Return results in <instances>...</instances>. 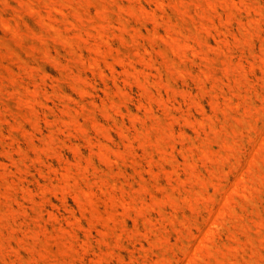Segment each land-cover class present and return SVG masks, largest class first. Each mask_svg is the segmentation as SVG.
Returning <instances> with one entry per match:
<instances>
[{
  "label": "rangeland",
  "instance_id": "obj_1",
  "mask_svg": "<svg viewBox=\"0 0 264 264\" xmlns=\"http://www.w3.org/2000/svg\"><path fill=\"white\" fill-rule=\"evenodd\" d=\"M0 18V264H264V0Z\"/></svg>",
  "mask_w": 264,
  "mask_h": 264
},
{
  "label": "bare ground",
  "instance_id": "obj_2",
  "mask_svg": "<svg viewBox=\"0 0 264 264\" xmlns=\"http://www.w3.org/2000/svg\"><path fill=\"white\" fill-rule=\"evenodd\" d=\"M5 3H7V2H5ZM29 8H31V7H29ZM32 9V8H31ZM32 10H34V9H32ZM2 17V16H1ZM43 17V16H42ZM4 17H2V20L3 21H5V19H3ZM40 18H41V16H40ZM44 18V17H43ZM46 19V18H45ZM0 20H1V18H0ZM44 20V19H43ZM45 22V20L43 21V23ZM3 23H5L6 24V22H3ZM48 23V24H47ZM47 23L45 22L44 24H47L48 25V27H49V25H51V24H49V21H47ZM8 26H7V29H8V27L10 26L9 25V23L7 24ZM12 26V25H11ZM54 26V25H53ZM13 27V26H12ZM10 28V27H9ZM52 28V27H51ZM10 31H11V29H9ZM17 30V29H16ZM15 30V28H14V31H16ZM13 31V30H12ZM16 34V33H15Z\"/></svg>",
  "mask_w": 264,
  "mask_h": 264
}]
</instances>
